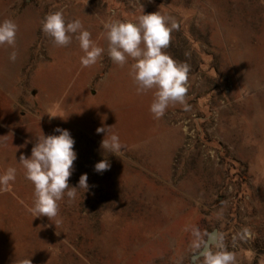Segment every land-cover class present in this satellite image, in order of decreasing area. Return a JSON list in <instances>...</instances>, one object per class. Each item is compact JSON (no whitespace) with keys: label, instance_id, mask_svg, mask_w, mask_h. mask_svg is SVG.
<instances>
[{"label":"rangeland","instance_id":"1","mask_svg":"<svg viewBox=\"0 0 264 264\" xmlns=\"http://www.w3.org/2000/svg\"><path fill=\"white\" fill-rule=\"evenodd\" d=\"M55 11L105 48L95 65L81 66L75 38L56 47L41 31ZM157 11L179 24L165 51L190 68L186 103L159 119L132 61L107 56L103 28ZM3 19L18 32L14 48L0 46V84L19 87L14 105L0 91V175L17 170L0 192V264H204L192 257L213 231L212 252L264 264V0H0ZM57 127L75 141L69 185L84 173L89 185L59 202L58 224L29 211L34 186L19 163ZM98 127L119 136L118 156ZM102 159L110 170L97 173Z\"/></svg>","mask_w":264,"mask_h":264},{"label":"clouds","instance_id":"2","mask_svg":"<svg viewBox=\"0 0 264 264\" xmlns=\"http://www.w3.org/2000/svg\"><path fill=\"white\" fill-rule=\"evenodd\" d=\"M103 28L107 56L112 63L123 68L131 60L129 75L137 94L153 91L150 112L156 119L162 118L170 105L186 103L189 65L177 62L165 51L170 46L171 33L179 29L174 18L157 11L143 13L135 21L109 19L103 22ZM41 31L52 39L56 47H66L75 38L83 52L80 57L82 67L95 65L105 53V48L91 38V33L84 28L80 19L67 21L62 11L47 14L42 21ZM17 32L15 21H0V46L14 48ZM16 56L17 53L13 51L9 58L15 61ZM107 128L96 129L97 134L106 133L101 141V148L118 156L122 149L119 136L115 133L109 135ZM54 132L59 135L46 136L42 133L36 137L30 157L23 154L19 157L25 178L34 186V201L29 211L34 218L47 217L50 221L58 217L59 202L65 195L71 201L76 198L79 189L84 192L89 189L87 173L80 176L78 186L69 185L74 161L77 159L75 141L67 129L57 127ZM110 167L108 160L102 159L95 164L94 170L103 173L110 170ZM16 171L9 167L0 175V192L10 190L11 183L16 179ZM58 223L60 221L56 220V224ZM203 257L204 264H235L234 254L225 250H207ZM20 264H32V261L27 258Z\"/></svg>","mask_w":264,"mask_h":264},{"label":"crops","instance_id":"3","mask_svg":"<svg viewBox=\"0 0 264 264\" xmlns=\"http://www.w3.org/2000/svg\"><path fill=\"white\" fill-rule=\"evenodd\" d=\"M4 20V19H3ZM26 65V64H25ZM24 65V66H25ZM23 66V67H24ZM23 67H21V69L23 68ZM19 85V81H17V83H14L13 84V86L11 87V88H8L7 90H5L4 89V86L2 85V84H0V91L2 92V96L3 97H6V98H8L9 100H11V101H13V104L12 105H14L15 103H16V101H17V98H18V96H16V95H14L13 93H14V91H17V89H18V86ZM1 96V95H0ZM3 97H2V99H3ZM1 101V100H0ZM11 105V106H12ZM2 105L0 104V107H1Z\"/></svg>","mask_w":264,"mask_h":264},{"label":"water","instance_id":"4","mask_svg":"<svg viewBox=\"0 0 264 264\" xmlns=\"http://www.w3.org/2000/svg\"><path fill=\"white\" fill-rule=\"evenodd\" d=\"M215 243H216V232L213 231V232L210 234V236H209L207 242L205 243L203 249L200 251V253H199L198 255L193 256V257H192V260H195V259H197V258H199V257H202V256H203V253H204L205 251L209 250V247H210L211 245H214Z\"/></svg>","mask_w":264,"mask_h":264}]
</instances>
